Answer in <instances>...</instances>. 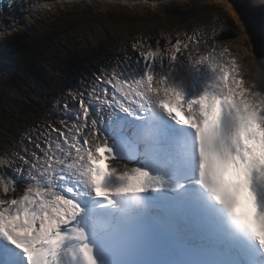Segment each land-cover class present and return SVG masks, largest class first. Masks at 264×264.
Returning <instances> with one entry per match:
<instances>
[{
  "label": "snow or ice",
  "instance_id": "6c2138e0",
  "mask_svg": "<svg viewBox=\"0 0 264 264\" xmlns=\"http://www.w3.org/2000/svg\"><path fill=\"white\" fill-rule=\"evenodd\" d=\"M216 35L134 40L0 157V264H264V83Z\"/></svg>",
  "mask_w": 264,
  "mask_h": 264
},
{
  "label": "trees",
  "instance_id": "16d2710c",
  "mask_svg": "<svg viewBox=\"0 0 264 264\" xmlns=\"http://www.w3.org/2000/svg\"><path fill=\"white\" fill-rule=\"evenodd\" d=\"M216 11L214 5H201L189 8L179 16L173 13L175 18L171 19L187 24L193 30L202 27L204 16ZM222 15L223 23L227 21L231 24V20L223 13ZM150 22L154 20L148 14L112 8L98 12L93 6L83 5L59 12L43 22V26L31 28L26 33V39H22L20 45H17L14 54L6 57L10 64L5 65L1 71L0 134L14 132L22 126L23 120H31L32 125H41L43 129L48 123H55L54 119L63 115L59 111L61 102L71 100L69 91L83 90L77 83L82 74L81 65L86 60L84 52L99 57L98 61H104L103 53L114 54L124 50L111 37L117 33L124 37L129 34L131 37L133 32L144 28ZM97 32V48L92 50L89 42L95 38ZM103 34L109 39L102 38ZM161 34L153 35L148 42L153 47L157 40L163 44ZM174 36L176 34L171 37ZM76 39H82L83 44L78 45ZM97 58L93 61L96 62ZM44 59L50 62L46 63Z\"/></svg>",
  "mask_w": 264,
  "mask_h": 264
},
{
  "label": "rangeland",
  "instance_id": "374dc122",
  "mask_svg": "<svg viewBox=\"0 0 264 264\" xmlns=\"http://www.w3.org/2000/svg\"><path fill=\"white\" fill-rule=\"evenodd\" d=\"M83 5L93 6L98 12L112 8V10L120 9L125 12L129 11L130 13L137 12L148 14L154 22L145 24L142 29L138 28L139 30L133 32L131 37L129 34L124 37L118 33L111 37V40H115V44L121 45L124 50L122 52H115L114 54H111L110 52L103 53L104 61H98L100 59L99 57L97 58V56H92V54L89 55L87 51L84 52L86 60L81 65L82 74L77 83L78 87L82 89L85 83H90L93 80L94 73H97L101 67H111L116 58H122L124 56L125 51H127L129 55L135 56L136 54L131 50V45L134 40L143 38L148 41V39L153 35L160 33H165L167 36L176 34V36L180 35L181 37H183L185 32L191 34L192 30H190V26L171 18H175L173 13L179 16L183 11L201 5H214L217 9L216 13L204 16L205 21L201 22V24H203L202 26L208 25L209 28L215 27L217 32V47L229 49L232 56L235 57L242 66L243 77L245 80L264 83V69H261V67L257 64L251 41H249V37L244 34V30L246 28L244 29L243 23L233 14L235 12H233L228 4L222 0H168L165 3L156 5L155 8L152 7L153 4L150 1H147L142 5L136 4L132 6L120 3H110L108 0H72L66 2L60 6L52 8L51 10L43 11L34 15L31 19H29V23L27 25L16 30L15 36H12L7 40L3 39V43L0 45V78L1 71L6 67L5 65L10 64L6 57L14 54V51L18 47L17 45H20V41L22 39H26V33H29L31 28L43 26V22H47L59 12L69 11L70 9L79 8ZM222 13L231 20V24H228L227 21L223 23V17H221L223 16ZM217 14L221 16L218 17ZM120 30L122 29H119V31ZM95 34V38L89 42L92 50L97 48L95 41L99 38L97 36L98 32ZM103 36L101 35L102 38L109 39L104 34ZM91 37L92 36H90V39ZM76 42H78V45L83 44L82 39L81 41L76 39ZM61 47L62 46L60 44L59 50L62 49ZM96 58L97 61L94 62L93 59ZM44 62L49 63L50 61L44 59ZM62 62H64V60ZM14 92L15 89L13 90V94ZM68 101L70 100L68 99ZM59 120L60 119L55 118L54 122L58 123ZM21 123L22 126L18 127L14 132L0 134V157H2L5 153L11 155L25 146L32 148V144L28 142V136H35L37 134L36 130H43L41 125H32L33 121L31 120L30 122L23 120ZM17 179L20 178L17 177Z\"/></svg>",
  "mask_w": 264,
  "mask_h": 264
},
{
  "label": "bare ground",
  "instance_id": "6f19581e",
  "mask_svg": "<svg viewBox=\"0 0 264 264\" xmlns=\"http://www.w3.org/2000/svg\"><path fill=\"white\" fill-rule=\"evenodd\" d=\"M69 1L72 0H24L17 5L14 3L15 6L10 9H2L4 11L0 12V45L3 43V39L7 40L10 39V37L15 36L16 30H18L22 26L27 25L29 23V19H31L34 15L39 14L43 11L51 10L56 6H60L61 4ZM147 1H150L153 5H158L161 3H165L168 0H108V2L110 3H120L131 6L136 4L142 5ZM222 1L228 4L230 9L235 12L233 13L235 17H237L243 23L244 21L240 18L232 2L230 0ZM243 26L244 29L246 28L244 30V34L249 37V41H251L252 43L250 28L244 23ZM253 51L255 52V59L257 60L258 66L261 67V69H264V56L261 55V52L256 48L253 49Z\"/></svg>",
  "mask_w": 264,
  "mask_h": 264
},
{
  "label": "water",
  "instance_id": "95a60500",
  "mask_svg": "<svg viewBox=\"0 0 264 264\" xmlns=\"http://www.w3.org/2000/svg\"><path fill=\"white\" fill-rule=\"evenodd\" d=\"M230 1L243 23L250 28L253 49H258L264 56V0Z\"/></svg>",
  "mask_w": 264,
  "mask_h": 264
}]
</instances>
